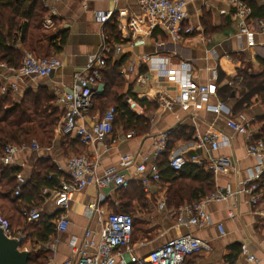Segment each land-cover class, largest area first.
<instances>
[{"label":"crops","instance_id":"1","mask_svg":"<svg viewBox=\"0 0 264 264\" xmlns=\"http://www.w3.org/2000/svg\"><path fill=\"white\" fill-rule=\"evenodd\" d=\"M45 1L48 4L46 8L49 10V15L51 10L54 11L52 17L56 22L54 30L44 31L45 37L59 32H64L67 36L66 45L60 54H53L50 50H46V52L59 58L63 67L47 79L35 81L24 79L23 87L25 90L22 93L29 90L36 92L40 87H46L54 94L56 103V90L68 91L72 87L74 74L81 72L88 57L100 53L103 33L105 32L109 36L110 44L121 47V52L113 53L108 60H111L112 63L124 62L119 74L124 83L122 95L125 99L131 97L136 100L137 98L138 101L157 105L155 110L148 111L136 100L140 107L132 111L137 116L146 119L150 126L147 135L150 134V136L142 138L146 135H137L136 131L126 130L125 126L121 124L114 133L115 138L118 139L117 143L109 144L108 141L109 145L107 146L86 147L87 151L81 155L88 156L92 164L97 167L96 175L98 178L106 169H119L122 159L129 156L134 159V163L122 169V172L131 181L139 180L140 175L136 173L137 166L144 163V159L152 155L154 138L164 132L169 134L184 131L186 135H191L190 141L177 142L171 152V155L185 154L188 156L196 153L194 146L198 138L204 136L210 129L231 136L233 133L228 127L230 119L240 124L248 123L257 138L263 134L264 100L256 96L252 99V105L249 108L243 106L239 111H235L241 100V91L245 87L233 88L231 83L239 80L240 72L254 77L264 73V30L257 27V23L264 20V0H241L251 9V14L246 19V25L255 33L253 47L248 45L247 37L241 34L240 20L236 15L237 9L230 0H195L187 7V23L194 27L197 33L176 44L174 53L157 51V44L167 42L159 29H156L151 35H137L135 39H132L133 34L130 28H121L120 24L128 25L131 20L140 17L141 13L137 0ZM110 12H113L114 16L109 23L104 25L96 20L97 13ZM114 25L115 35L119 41L112 42L108 28ZM206 38H211L212 43H206ZM43 44L47 47L45 39ZM24 51L28 52L27 50ZM213 51L215 54L212 53ZM150 56L169 59V62L173 64L191 60L195 70L194 79L200 84L210 83L211 71L217 70L219 74L216 83L217 96L211 100V105L225 104L231 110V115L217 114L213 111L193 112L192 109H183L179 106L174 107L171 111L161 109L159 103L156 102V95L167 87L162 79L151 74V82L147 87L135 84V78L139 74H148L143 59ZM165 90L168 91V89ZM227 91L234 94L226 102L224 93ZM94 104L83 119L86 125H91L104 114L100 109L97 111ZM56 108L58 109V107ZM59 112L61 113V110ZM118 129L119 133H116ZM128 133H134V138L125 139ZM64 140L65 138L58 136L55 129L52 145L41 149L39 153L21 152L17 158V167L23 171L29 180L33 170H38L42 162L48 160L54 167L56 164L63 163L67 159ZM202 154L208 156L207 151H203ZM213 155L216 158L228 159L230 165L222 174L214 176V191L206 198L218 192L230 191L234 195V199L227 202H209L206 211L211 217V224L201 229H186L177 226L175 221L168 219L166 213L157 208L158 201L162 196L168 199L169 185L164 182L153 184L145 192L146 203L150 208L138 209L137 204H134L133 245L136 255L143 256L171 239L185 234H193L195 237L209 242L212 250L187 259L185 264H231L229 259L231 253L233 254L231 250L233 246L240 249L241 252L242 247L246 246L249 252L264 264V186L259 190L262 199L257 205L251 203L252 195L245 192L248 189L246 181L255 174L256 160L248 155L246 139L241 135H232L231 145L221 148ZM261 184H264V175ZM117 194L115 189L99 190L92 181L83 192L74 195L70 202V209L66 212L60 210L53 199L49 201L45 199L43 208L47 209L46 214H58V216H64L70 221L67 233L60 234L56 238L55 253L49 251L51 254L49 264H61L70 257L68 241L71 237H80L87 229L100 230L97 223L99 215L90 213L88 206L103 196L104 201L100 204V209L107 215L114 211V208L119 207L120 201L116 200ZM235 202L237 205L234 208L236 216L231 219L228 216V210L233 208ZM136 222H143L139 224L138 229H136ZM219 225L224 226V235H221ZM154 229H157L160 237L150 239ZM138 234L142 238H138ZM158 242L159 244L156 245ZM149 247L153 248L149 250ZM241 252L235 264L245 261Z\"/></svg>","mask_w":264,"mask_h":264},{"label":"built area","instance_id":"2","mask_svg":"<svg viewBox=\"0 0 264 264\" xmlns=\"http://www.w3.org/2000/svg\"><path fill=\"white\" fill-rule=\"evenodd\" d=\"M195 0H137L140 8V17L131 20L123 29L130 28L132 39L135 36L151 35L156 29H159L167 39L166 43L157 44L158 52H175V45L185 38L194 36L197 30L187 23V7ZM231 4L237 9L236 15L239 18L241 34L248 39V45L254 46V35L246 25V19L251 14L250 7L241 0H230ZM45 6L48 7L45 1ZM51 14L44 22V31H52L56 27V22ZM114 13H97L96 20L102 24H107L113 19ZM119 25V26H120ZM257 27L264 30V20L257 23ZM144 28L145 30H143ZM206 43H212L211 38H206ZM173 49H172V48ZM121 52V47L110 44L109 36L103 33V44L98 55L88 57L85 67L81 72L73 76L72 87L67 91L57 89L56 107L61 110L62 117L57 125L58 136L72 140H80L85 147H94L97 145L107 146L115 144L118 139L115 138L114 123L116 121V109L109 108L101 118L94 121L91 125H86L83 119L93 108L96 98L106 93V83L103 73L109 57L113 53ZM157 52V53H158ZM215 54V52H212ZM144 66L148 69V74H139L135 78V84L147 87L150 85V75L162 79L167 87L156 95V102L163 110H173L179 106L183 109H192L193 112L213 111L214 113H224L230 116L231 110L225 104L219 103L217 106L211 105V100L217 96V81L219 74L217 70L211 71V82L200 84L194 79V67L191 60L181 61L179 63H170L169 59L156 57H146L143 59ZM63 67L62 61L57 57H37L31 52H25L22 66L15 70L9 68L6 64L0 63V93L3 96H10L14 100L22 98L23 80L35 81L38 79H47L56 71ZM236 87H244L243 79L239 78L237 82L231 83ZM165 89H168L165 90ZM131 111L139 109V104L133 98L126 99ZM228 127L232 135L244 136L247 142V153L256 160L255 174L252 175L246 185L245 191L252 195L251 203L257 205L261 202L260 193L261 180L264 175V139L255 137L254 131L250 125L237 123L235 120L228 121ZM232 135L215 132L210 129L204 136L199 137L194 146L196 153L191 155L173 154L169 157V167L176 173L192 164L214 176L222 174L230 165L226 158H216L213 153L223 147L231 145ZM134 138V133H128L125 139ZM109 141V144H108ZM168 148V133L164 132L154 138L153 152L150 157L144 159V163L136 168V173L140 175L138 181L145 192L153 184L162 183L161 170L157 166L158 159L163 156ZM23 151L41 152L40 146L32 141L30 145L7 146L0 158L1 163L6 167H17L18 155ZM207 151L208 156L202 154ZM132 157H124L119 169L110 168L103 171L98 178L96 175L97 167L92 164L88 156L79 155L67 158L63 163L56 164V174H59V182L54 189L45 188L42 196L47 199H53L60 210L68 211L70 202L74 195L83 192L94 181L99 190L105 189H127L130 187L131 180L122 172L133 165ZM19 168V167H17ZM54 176L50 174L48 179L52 180ZM28 178L21 172L16 177L15 195L21 193V189L27 184ZM234 199V195L227 191L226 193H215L209 198L201 199L198 202L184 204L180 208H168L167 199L162 196L158 201L157 208L165 212L168 219L175 221L179 227L186 229H201L211 224V217L206 211V206L211 201L227 202ZM104 197H100L94 203L88 206L90 213L99 215L97 223L100 226L99 231L87 229L80 237H71L68 241L70 257L61 264H185L187 259L194 257L202 252H211L212 247L209 242L203 241L193 234H185L175 239L167 241L164 245L152 250L151 252L140 256L135 254L133 245L134 235V217L129 214L110 212L105 215L100 209V204ZM228 210V216L235 218L234 208ZM42 217V211L34 209L27 215L29 224L38 223ZM70 221L64 216L60 217L56 224L57 234L67 233ZM0 228L6 237L17 240L20 244V251L31 253L33 245L28 242L22 245L26 236L23 232H14L9 225L0 221ZM221 235L225 234L224 226L219 225ZM56 238L48 244L41 245L36 249H41L55 253ZM242 256L245 258L243 263L239 264H262L255 255L251 254L246 246L242 247ZM48 262L47 264H49Z\"/></svg>","mask_w":264,"mask_h":264},{"label":"trees","instance_id":"3","mask_svg":"<svg viewBox=\"0 0 264 264\" xmlns=\"http://www.w3.org/2000/svg\"><path fill=\"white\" fill-rule=\"evenodd\" d=\"M44 2L45 0H0V63L18 70L22 66L26 52L24 50L35 54L45 52L46 58L53 57L46 50H50L53 54H60L63 51L67 40L64 32L49 37L44 35L43 25L49 16V10ZM108 29L112 42L119 41L115 35V25L109 26ZM44 39L47 41V47L43 44ZM123 65L122 61L112 63L108 60L104 75L106 93L96 98L94 105L100 109L102 104H111L103 113L111 107L116 109L115 130L116 125L123 124L126 130L136 131L140 136L147 135L150 126L146 119L133 113L122 95L124 83L119 74ZM240 74V78L244 80L245 89L241 91V100L235 111H239L243 106L249 108L252 105V99L256 96L264 100V73L258 77L248 76L242 72ZM233 94L229 91L225 92L224 100L227 102ZM138 103L148 111L155 110L157 106L155 103L149 104L146 101H138ZM60 119L61 113L55 106L54 94L46 87H40L36 92L26 91L19 100L0 93V158L7 146L30 145L36 139L39 140L42 148L50 147ZM262 131L260 138L264 139V124ZM190 140L191 135H186L184 131L169 133L167 151L157 161V166L161 170L162 183L169 185L168 208H179L187 203L198 202L211 195L215 188L214 175L209 171L192 164L186 165L179 173L169 167V157L175 144ZM64 143L67 154L70 152L82 154L87 151L80 140L65 138ZM20 172V168L6 167L0 161V203L7 204L12 211H15V214L20 215L16 223L17 229L11 224V230L14 232L21 230L25 234L26 240L23 246L28 242L33 245L34 250L30 253L28 263L47 264L50 252L43 249L35 251V247L48 244L57 238L56 224L60 216L43 214L40 221L31 226L32 224L27 222V214L24 215L18 208H41L45 202L42 191L45 188L54 189L60 175L56 174V168L50 161H44L39 165L38 170H33L27 184L21 189L20 195L16 196V177ZM53 173L52 180H49V175ZM263 186L264 184H261V187ZM117 193H119V209L124 212L123 214L133 216L129 211L132 207L134 209V204H137L140 209L147 207L146 193L138 181H132L129 188L119 189ZM231 250L235 254L231 253L229 260L231 264H235L241 250L234 246Z\"/></svg>","mask_w":264,"mask_h":264},{"label":"rangeland","instance_id":"4","mask_svg":"<svg viewBox=\"0 0 264 264\" xmlns=\"http://www.w3.org/2000/svg\"><path fill=\"white\" fill-rule=\"evenodd\" d=\"M37 57H47V55H46V53L45 52H40V53H36L35 54ZM233 88H235L236 86L233 84V86H232ZM242 89V88H241ZM109 106H111V104H102L101 105V108H100V110H101V112H104ZM97 107L98 106H96V110L97 111H99L98 109H97ZM94 109V110H95ZM121 125V124H120ZM120 125L118 124L117 126H116V128H120ZM116 133H119V129L117 130V132ZM137 134V133H136ZM138 135V134H137ZM147 136H150V134L149 135H146V136H142V138L143 137H147ZM35 142L40 146V142H39V140L38 139H36L35 140ZM40 148L43 150V149H45L46 147H41L40 146ZM81 153H79V154H72L71 152L69 153V154H65L66 155V157L67 158H69V157H71V156H78V155H80ZM119 200V193L116 195V200ZM145 204H147L146 202H145ZM137 207H138V205H136ZM145 208H150V206H148L147 205V207H145ZM144 208V209H145ZM18 209H20L21 210V212L24 214V215H28L31 211H33L34 210V208H32V207H29V208H22V207H20V208H18ZM138 209H140V208H138ZM142 209V208H141ZM37 210H41L42 211V215L43 214H46V212H47V209L46 208H43V206L41 207V208H39V209H37ZM112 212H114V213H124V212H122L120 209H119V207H116L115 208V210L114 211H112ZM129 213H131V214H134L135 213V211H134V209H133V207H132V209H130V211H129ZM19 214H15V211H12L11 210V207H9L7 204H4V203H0V221H3V222H5L7 225H9V227L11 228V224L13 225V227L15 228V229H17V220L19 219ZM140 223H143V222H136V229H138V226H139V224ZM35 224H37V223H34V225ZM31 226H33V224L31 225ZM142 227V226H141ZM21 231V230H20ZM32 231V230H31ZM22 232V231H21ZM24 234V233H23ZM25 235V234H24ZM138 236V238H142V236L140 237L139 236V234L137 235ZM147 236V235H146ZM160 237V234H159V232L157 231V229H154V230H152V236H151V238L150 239H155V238H159ZM143 238H144V236H143ZM149 238V237H148ZM159 244V242L156 244V245H158ZM152 246H154V245H152ZM33 247V246H32ZM38 247L39 246H36L35 247V251H36V249H38ZM151 248H153V247H149V250L151 249Z\"/></svg>","mask_w":264,"mask_h":264},{"label":"water","instance_id":"5","mask_svg":"<svg viewBox=\"0 0 264 264\" xmlns=\"http://www.w3.org/2000/svg\"><path fill=\"white\" fill-rule=\"evenodd\" d=\"M19 247V242L6 237L0 228V264H29L30 253Z\"/></svg>","mask_w":264,"mask_h":264}]
</instances>
